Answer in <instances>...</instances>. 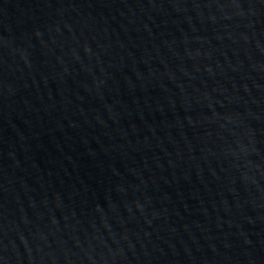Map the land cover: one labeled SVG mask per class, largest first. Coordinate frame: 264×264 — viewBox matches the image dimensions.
I'll list each match as a JSON object with an SVG mask.
<instances>
[{"label":"water","instance_id":"water-1","mask_svg":"<svg viewBox=\"0 0 264 264\" xmlns=\"http://www.w3.org/2000/svg\"><path fill=\"white\" fill-rule=\"evenodd\" d=\"M0 264H264V0H0Z\"/></svg>","mask_w":264,"mask_h":264}]
</instances>
